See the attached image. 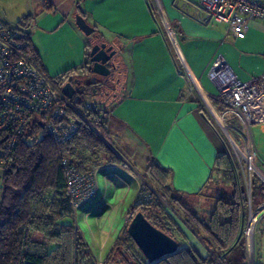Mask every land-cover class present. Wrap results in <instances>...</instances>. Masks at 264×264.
I'll use <instances>...</instances> for the list:
<instances>
[{
  "label": "crops",
  "instance_id": "1",
  "mask_svg": "<svg viewBox=\"0 0 264 264\" xmlns=\"http://www.w3.org/2000/svg\"><path fill=\"white\" fill-rule=\"evenodd\" d=\"M20 2L24 11L19 18L23 17L17 19V25H26L44 71L50 77L51 72L57 73L55 77L62 79L63 85L72 80L79 81V84L90 83L91 75H94L89 61L93 45L89 43L90 36L96 37L95 43L111 46L128 64L127 70L122 72L121 93L105 110L110 148L120 162L109 159L100 165L96 197L72 215V222L88 245L94 261L101 264L108 259L109 263L115 258L114 262H123L116 252L110 253L118 240L128 245L131 243L130 236L125 234L128 226L125 216L136 201L139 178L145 175L151 161L170 172L168 185L182 197L183 203L197 216L208 220L217 199L231 191L224 170L217 163L224 149L217 133L202 114L206 110L204 105L188 94L189 85L178 73L180 61L176 54L207 99L219 107L217 95L223 78L210 76L219 56L240 81L264 75V20H251L246 37L231 38L227 37L225 24L200 20L198 0H161L168 20L167 29L154 14L149 0ZM78 14L95 28L92 35H86L77 26ZM41 23L44 24L42 28ZM48 33H58L60 56L64 54L61 60H66L61 67L58 62L51 68L46 52L39 47L40 34ZM67 38L73 42L65 45L63 41ZM62 73H67L66 77L63 78ZM118 83H121L120 79ZM91 85L87 94L95 88L94 82ZM252 130L258 167L264 176V122L255 124ZM88 150L77 153L74 159L84 168L99 165L93 164L95 153L88 154ZM125 165L131 168L132 174ZM2 186L1 168L0 196ZM166 214L172 220L174 236L177 237V229L182 233L180 239L177 237L180 250L189 248L202 257L211 255L202 236L185 219L187 228L167 210ZM258 257L255 256V262L263 264ZM230 261L231 264H253L249 257L246 262L238 257L230 258Z\"/></svg>",
  "mask_w": 264,
  "mask_h": 264
},
{
  "label": "trees",
  "instance_id": "2",
  "mask_svg": "<svg viewBox=\"0 0 264 264\" xmlns=\"http://www.w3.org/2000/svg\"><path fill=\"white\" fill-rule=\"evenodd\" d=\"M31 50L36 63L44 71L40 55L33 45ZM66 74L62 73L61 76L64 78ZM52 79L62 89L64 81L59 77ZM87 91L89 89L77 92L70 99L78 110H70L78 125V133L72 140L58 143L38 123L32 124L19 137L16 150L8 162L0 165L3 169L0 264H97L72 222L74 210L65 191L66 180L61 164V158L67 157L79 169H90L84 168L74 159L76 149L80 147L85 150L100 148L110 156L111 162H120V158L110 148L106 128L107 112L84 104ZM220 108L222 106L219 104ZM217 163L223 168L231 191L217 199L208 220L197 216L183 203L182 197L168 185L170 172L161 165L151 161L143 176L148 184V178L156 182L164 191L163 198L169 199L182 210L186 223L202 236L211 255L202 257L193 249L183 248L151 263L142 259L137 249L119 240L110 255L116 252L126 264H231L230 258L237 257L246 262L248 256L242 232L247 218L246 190L239 183L235 166L225 151L218 156ZM156 196L153 204L138 206L137 212L143 211L154 225L177 239L171 228L172 220L162 207L159 194L156 193ZM252 201L255 206L264 201V183L258 177L253 179ZM150 207L157 211L152 216L147 211ZM176 231L177 236H182L178 229ZM125 234L128 236L127 227ZM109 263L107 259L105 264Z\"/></svg>",
  "mask_w": 264,
  "mask_h": 264
},
{
  "label": "built area",
  "instance_id": "3",
  "mask_svg": "<svg viewBox=\"0 0 264 264\" xmlns=\"http://www.w3.org/2000/svg\"><path fill=\"white\" fill-rule=\"evenodd\" d=\"M149 1L154 14L167 29L168 20L161 0ZM197 7L203 23L225 24L227 37L231 38L246 37L251 20H264L262 0H198ZM32 45L31 33L25 24L11 26L0 18V165L8 162L16 150L19 137L32 124L41 126L42 122L44 126L41 127L58 143L72 140L78 133V125L70 112L78 110L56 82L38 66ZM176 57L180 61L178 73L186 78L189 85L188 94L195 96L196 93L205 105L206 110L202 114L220 137L237 176L240 175L239 168H247V218L242 232L252 263L257 250V235H264V230L259 229L264 218V201L257 206L252 201L254 177L264 183L252 134L253 126L264 122V75L240 81L231 74L221 56L215 60L210 76L223 78L217 95L223 108L222 116L233 114L242 126L237 129L228 123L226 127L222 125L227 136L224 137L217 129L216 122L219 120L212 112L205 93L178 53ZM227 128L235 130L237 137H231ZM61 164L66 180L65 191L75 211L96 197L97 175L101 168L95 166L81 170L67 157L61 158ZM125 167L132 174L131 168L128 165ZM156 199L151 186L146 181H140L136 201L125 216L126 223H130L138 206H150Z\"/></svg>",
  "mask_w": 264,
  "mask_h": 264
},
{
  "label": "rangeland",
  "instance_id": "4",
  "mask_svg": "<svg viewBox=\"0 0 264 264\" xmlns=\"http://www.w3.org/2000/svg\"><path fill=\"white\" fill-rule=\"evenodd\" d=\"M23 11H24L23 6H22L20 0H0V18L3 21H6L11 26L17 25V22L23 17L22 16L21 18H19L20 15L23 13ZM40 13H42V12H40ZM18 18H19V20H17ZM36 19L38 20V15H37ZM158 20L160 21L159 17H158ZM73 21L75 22V19ZM39 26L42 28L44 26V24L41 23V24H39ZM52 34L53 33L40 34L41 35L40 36L41 44L39 45V47L43 48L44 51L46 52V58L48 59L49 64L51 65V68L55 67V65L58 62H59V65L61 67L66 62V60H61L62 56L64 54H62L60 56V50L58 49L59 42L57 40L58 38L56 37L58 35V33H56V35H52ZM88 38H89L88 40H89L90 44H95V42L97 40L95 36H90ZM69 42L70 43L73 42V39L67 38V39H64V41H63V43L65 45H67ZM113 62L116 64L117 68L114 69L110 75V81H109L110 86L101 87L100 85H98V86L96 85L93 90H91L87 95L84 96L83 101H84L85 105L92 106V107H95L97 109L106 110V108H108V107L110 108L111 105L115 102V96L116 95L118 96L121 93L122 83L124 82V79H123L124 75L122 72H125L127 70L126 67L128 66V64H125V60H123L122 55H120V53H116V55L113 58ZM56 74L57 73H55V72L54 73L51 72V77L52 76L55 77ZM119 79L121 80V83H118ZM90 80L94 81V77L91 78ZM195 96L198 98L200 103L202 105H204L196 93H195ZM207 101H208V104L210 105V107L212 109V112L216 115V117L219 120L216 122L217 129L224 137L226 136V134H225V128L223 129L222 125H224L226 127V123H228L237 129L242 128L241 123L237 117H235L233 114H228V115L223 117L222 113H221L223 108L219 109V107H217L216 105H213L209 99H207ZM209 115H210V113H209ZM212 120L215 123V120L213 118H212ZM227 130H228V133L230 134L231 137H233V138L237 137L235 130L232 131L229 128H227ZM219 139H220V137H219ZM220 142L223 145L221 139H220ZM96 149H98V150L97 151L96 150H88L89 151L88 154H91L90 152L95 153L93 159L96 161L93 164H99L97 166L100 167L101 164H103L109 160L110 156L106 155L105 150H102L100 148H96ZM223 149H224V145H223ZM81 151L86 152L87 150H85L84 148L81 149V147H80L79 150L78 149L76 150V153H81ZM0 172H1V168H0ZM239 172H240L239 183L242 185V188L244 190H246V194H247V188H248L247 186L248 185L246 183V181H247V176H246L247 168H246V166H244L243 169L239 168ZM139 180L140 181H146L143 177L141 179L139 178ZM148 180H149L148 182L151 185V187L156 191L157 194H159L162 207L164 209H166L170 215H173L174 218L177 220V222H179V224H181L185 228H187L186 224L184 222L185 217L182 213V210L178 206L171 203V201L169 199L163 198L164 191L161 190V188L158 186V184L156 182H154L152 179H149V178H148ZM185 203L187 204V202H185ZM147 211H148V214H150L151 216L154 215L153 213L157 212L156 209H154L153 207L147 208ZM152 219H154V218H152ZM83 225L86 227L85 223H83ZM259 229L260 230L264 229V218L261 221ZM177 237L179 238L180 236L178 235ZM130 246L135 250L137 249L138 254L141 256V258L144 259L143 254L138 249L137 245L134 243V241L132 239H131ZM246 251H247V248H246ZM256 253L257 254L255 256H259L258 257L259 260H261L262 263L264 264V235H262V234L257 235ZM247 256H248V252H247ZM255 256L253 257V264H257V261L255 262V259H256ZM101 264H103V262Z\"/></svg>",
  "mask_w": 264,
  "mask_h": 264
},
{
  "label": "water",
  "instance_id": "5",
  "mask_svg": "<svg viewBox=\"0 0 264 264\" xmlns=\"http://www.w3.org/2000/svg\"><path fill=\"white\" fill-rule=\"evenodd\" d=\"M77 26L86 34L92 35L95 28L91 26L81 14L76 16ZM116 55V50L106 43H95L92 45L89 58L90 70L96 76L108 77L112 73L109 67L110 61ZM113 65V69H115ZM62 91L71 99L76 93V88L71 82L63 85ZM43 127V123H40ZM127 234L137 245L148 262H156L167 256L173 255L180 250L177 239L167 234L154 225L143 211H138L127 226ZM109 264H126L124 262H111Z\"/></svg>",
  "mask_w": 264,
  "mask_h": 264
},
{
  "label": "flooded vegetation",
  "instance_id": "6",
  "mask_svg": "<svg viewBox=\"0 0 264 264\" xmlns=\"http://www.w3.org/2000/svg\"><path fill=\"white\" fill-rule=\"evenodd\" d=\"M113 65H115V67L117 68V66H116V64L113 62V59L110 61V63H109V67L111 68V70L113 71L114 69H113ZM115 68V69H116ZM111 75V74H110ZM94 77V81H90V83H89V81L88 82H86V83H84V84H79V81H74V80H72L71 81V83L75 86V88H76V93L77 92H80V91H83V90H86V89H89L92 85H91V82H94V84H95V86L97 85H100L101 87H107V86H110V76H108V77H101V76H96L95 77V75H91V78H93ZM90 78V79H91ZM75 93V94H76ZM74 94V95H75Z\"/></svg>",
  "mask_w": 264,
  "mask_h": 264
}]
</instances>
